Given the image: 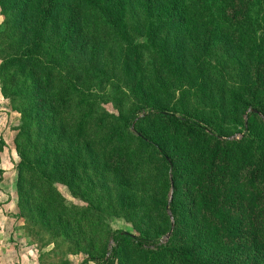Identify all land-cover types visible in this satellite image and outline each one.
Listing matches in <instances>:
<instances>
[{
    "label": "trees",
    "instance_id": "16d2710c",
    "mask_svg": "<svg viewBox=\"0 0 264 264\" xmlns=\"http://www.w3.org/2000/svg\"><path fill=\"white\" fill-rule=\"evenodd\" d=\"M137 2L0 0V93L17 114L13 130L26 145L23 151L14 140L15 206H43L41 213L56 204L68 212L48 186L55 178L72 194L82 180L91 189L114 184L127 208L136 201L130 186L160 177L170 194L153 199L154 229L140 236L112 230V245L103 246L108 255L87 252L88 260L264 264V0H143L141 11L135 10ZM93 8L100 12L99 39L87 34L90 26L83 21ZM88 17L94 23V13ZM221 52L227 53L222 61L216 57ZM80 60L95 70L82 74L75 67ZM211 62L238 63L240 92L225 95L214 76L220 69ZM8 67L22 85L2 84ZM173 77L190 78L189 88L201 96L216 95L222 105L239 107L241 135L217 134L165 111L161 100L168 95V78L178 80ZM107 79L134 85L136 101L107 112L93 107L89 90H74L99 89ZM104 127L108 133L101 132ZM1 145L0 139V151ZM142 164L153 176H144ZM60 219L54 220L53 235L70 227L79 231L81 220L65 231ZM164 230L170 234L161 243Z\"/></svg>",
    "mask_w": 264,
    "mask_h": 264
},
{
    "label": "rangeland",
    "instance_id": "374dc122",
    "mask_svg": "<svg viewBox=\"0 0 264 264\" xmlns=\"http://www.w3.org/2000/svg\"><path fill=\"white\" fill-rule=\"evenodd\" d=\"M142 1L138 0L135 3L136 11L145 9ZM93 13L94 23L88 17ZM99 15V9H88L83 14V21L90 26L86 31L87 34L89 36L93 34L98 39L103 36L100 26L96 24L100 20ZM142 39L141 36L137 37V40ZM241 51V55L245 56V52ZM225 54L227 55V53L221 52L216 54V57L219 59L222 56L220 59L222 61ZM237 65L238 63L235 62L228 65L211 62L212 67L220 69L219 74L214 75L216 84L218 85L220 82L224 84L225 95L228 97L240 92L238 86L241 83V78L235 69ZM75 67L82 74L88 75L95 70L82 60L75 64ZM5 71L2 84L22 85L21 79L11 75L15 73L11 68L8 67ZM67 71L68 67L65 68L66 75L69 74ZM62 72L64 73L63 69ZM168 79L169 83H165L168 95L161 100L165 111L195 119L217 134L232 132L230 135L236 138L241 135L244 113L240 111L239 107L237 108L231 101L222 105L223 101L217 100L216 95L215 99H212L210 94L201 96L198 90L189 88L190 78L173 77L178 80H174L172 83L170 78ZM165 80L162 81L165 82ZM126 82L128 83L127 77ZM78 86L76 89L71 88L70 91L74 89L77 94H81L89 90L91 92L89 101H94L93 107L97 106V110L102 108L107 112H114L115 106L118 104L124 105V103L136 101L133 92L134 85L129 84L128 86L125 81L115 84L109 83L107 79L99 89L92 88V86L88 89L84 86L78 88ZM120 92L123 94H119ZM125 95L128 96V100H124ZM127 107L129 106L127 105ZM18 124L17 114L10 109L7 100L0 93V139L2 140L0 151V264H96V260H88L87 252H95V256L101 254L107 256L108 248L105 250L103 246L105 244L106 247L112 245L108 235L112 230L120 229L132 236H140L142 232L154 229L153 225L156 223L149 218L153 210V199L157 195L166 194L168 197L170 194V188L160 177L159 179L155 177L150 183H144V185L130 186L128 190L136 194V201L127 205V208L124 203L118 201L116 197L118 187L114 184L111 189L107 186H96L91 189L90 184H85V180H82L76 190L77 193L72 194L63 183L54 180V178L48 186H53L58 192L60 204L67 208L68 212H64L62 207L56 204L55 206H45V210L41 213H38V210L43 206L33 210H17L14 184L19 155L14 149V140L18 142L17 147L19 145L23 151L26 149L23 136L17 138L16 130H13ZM101 132L108 133L109 128L104 127ZM129 132L131 133V130ZM141 167L147 169L145 164H142ZM149 170L153 169L148 166L146 171L148 174L143 173L144 176L149 174L150 177L153 176ZM48 194L49 192L42 191L43 196ZM39 201L37 199L36 204H39ZM140 202L143 205H140ZM56 218L57 220L61 218V222H66L65 231L70 223L81 220L78 224L79 231L75 233L70 227V230L66 231L64 235H53ZM69 233L70 236H67ZM169 234L170 230H164L158 235L159 242H166Z\"/></svg>",
    "mask_w": 264,
    "mask_h": 264
}]
</instances>
